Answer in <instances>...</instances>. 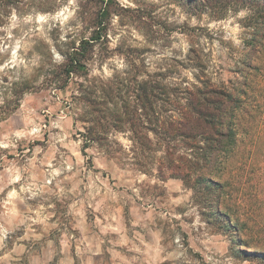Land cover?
Returning a JSON list of instances; mask_svg holds the SVG:
<instances>
[{
  "label": "rangeland",
  "instance_id": "rangeland-1",
  "mask_svg": "<svg viewBox=\"0 0 264 264\" xmlns=\"http://www.w3.org/2000/svg\"><path fill=\"white\" fill-rule=\"evenodd\" d=\"M212 85L219 148L162 127ZM0 264H264V2L0 0Z\"/></svg>",
  "mask_w": 264,
  "mask_h": 264
},
{
  "label": "trees",
  "instance_id": "trees-1",
  "mask_svg": "<svg viewBox=\"0 0 264 264\" xmlns=\"http://www.w3.org/2000/svg\"><path fill=\"white\" fill-rule=\"evenodd\" d=\"M255 1L259 3L264 2V0ZM79 64V59H69V63H66L64 66L70 65L72 68H74L75 65ZM68 70L69 69H63L61 72H66ZM137 83L139 84L137 85L134 96L135 99H138V101H140V103L136 105L135 108L129 106L127 102L123 100L121 96H118L116 93L112 94L113 99L111 100V97L109 96L110 90L108 87H100L97 92L93 90H86V94L88 96L84 99L91 106V112L94 114V119H104L105 114L108 113V116L113 118L115 121L129 123L130 127L132 128L142 126L140 119L141 113L138 112V109L143 108L144 105L148 106V108L151 109L150 106H152L153 102L150 105V95L148 94V90L149 88L152 89V87L150 85L149 88L147 86H144L143 83L145 82L142 81ZM114 100H117L116 103L118 102V100H120V104L118 106L116 103L112 104V101ZM232 102L234 104H237L239 103V99L234 97L228 90H225L223 88H216L213 85L206 89L196 88V91L192 94V100L188 99L186 103V107L191 112L193 117H183L177 121L171 119L170 123H164L162 127L164 126L168 128V130L171 127H176L177 131L179 132L178 136H181L183 138H194L196 134L191 133L193 129H210L215 135L214 140L217 142V146L219 148V146L222 145V139H228V137H230L231 135L224 132L222 129L220 130L216 128V123L223 124V122L220 120L221 117L219 116L221 113H225L223 105L225 103L230 104ZM108 103L112 104L113 107L109 108V106L106 105ZM237 107H239V104L233 105V108ZM210 109H212V112L209 113ZM228 115L233 120L236 119L235 117H233V111H229ZM246 115L248 114L246 113ZM243 121L244 119H240V122ZM96 122L98 123V120H96ZM186 130H188V132ZM92 132L93 134H95L94 131ZM136 140L138 143H140V139L138 138V136H136ZM201 158L203 160V157ZM179 160L180 162L184 163L190 162V160L183 157H180ZM195 164H198V162L191 161V167H194Z\"/></svg>",
  "mask_w": 264,
  "mask_h": 264
},
{
  "label": "crops",
  "instance_id": "crops-1",
  "mask_svg": "<svg viewBox=\"0 0 264 264\" xmlns=\"http://www.w3.org/2000/svg\"><path fill=\"white\" fill-rule=\"evenodd\" d=\"M12 117V116H11ZM18 119V118H17ZM7 121V120H6ZM23 121H24V119H23ZM19 131V130H18Z\"/></svg>",
  "mask_w": 264,
  "mask_h": 264
}]
</instances>
